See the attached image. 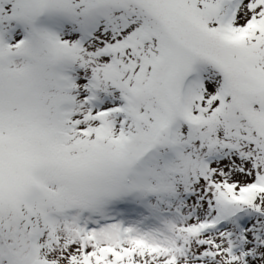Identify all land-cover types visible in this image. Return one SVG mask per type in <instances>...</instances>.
Segmentation results:
<instances>
[{
	"label": "snow or ice",
	"instance_id": "snow-or-ice-1",
	"mask_svg": "<svg viewBox=\"0 0 264 264\" xmlns=\"http://www.w3.org/2000/svg\"><path fill=\"white\" fill-rule=\"evenodd\" d=\"M0 264H264V0H0Z\"/></svg>",
	"mask_w": 264,
	"mask_h": 264
}]
</instances>
